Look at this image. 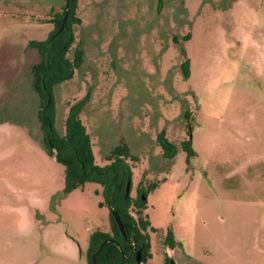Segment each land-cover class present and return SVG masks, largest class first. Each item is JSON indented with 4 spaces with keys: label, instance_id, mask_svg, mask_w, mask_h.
Listing matches in <instances>:
<instances>
[{
    "label": "rangeland",
    "instance_id": "1",
    "mask_svg": "<svg viewBox=\"0 0 264 264\" xmlns=\"http://www.w3.org/2000/svg\"><path fill=\"white\" fill-rule=\"evenodd\" d=\"M62 2L0 0V264H88L89 233L110 232L100 184L65 192L62 164L40 143L31 42L53 30ZM78 14L70 51L81 44L84 59L54 87V128L67 101L88 96L97 162L120 138L141 154L131 195L141 178L158 181L139 207L143 264H162L166 248L177 264H264V0H79ZM166 118L191 140L172 163L158 146L146 155ZM169 229L180 244L157 240Z\"/></svg>",
    "mask_w": 264,
    "mask_h": 264
},
{
    "label": "trees",
    "instance_id": "2",
    "mask_svg": "<svg viewBox=\"0 0 264 264\" xmlns=\"http://www.w3.org/2000/svg\"><path fill=\"white\" fill-rule=\"evenodd\" d=\"M78 6L79 0H63L61 8L53 11L51 18L47 19L53 22V30L45 39L31 42L39 55L38 60L31 65V72L33 88L40 98L36 115L38 126L42 131V136L39 137L40 143L50 155L54 153L48 139L55 147V158L63 166V190L65 192L83 186L86 182H96L101 186L104 203L108 206L110 232L95 229L89 233L88 264H92L91 253L97 248L100 241L106 237H112L113 240L106 241L103 248L96 254V260L99 264H127L134 261L128 257H123V253L127 252L124 246L125 239L115 222L110 207H115L119 212L126 238H130L141 248L143 254L140 260H145L147 256L151 255L150 236L147 231L149 221L141 216L139 207L143 205L144 199H140L139 196L145 195L148 190L154 188L158 181L151 182L150 185L144 188L145 190H141L139 187H141L142 180H140L141 184L137 187L136 195H131L132 170L142 160L141 154L126 140L120 138L102 154L105 162H97L91 148L90 132L87 130V125L81 116L87 106L88 96L71 102L67 101L66 106L68 108L62 119V129L58 131L54 128L53 123L56 117L53 97L54 87L71 78L74 70L79 67L84 59V50L80 45L70 51L75 39V25L81 23ZM66 8H68V15L64 26L59 32H56ZM182 65L186 69L187 59L184 60ZM186 71H188V67ZM153 115L152 113L149 114V125L151 126L153 119H150L153 118ZM184 115L187 116L184 131L185 135H189L192 126L189 110H185ZM170 121L177 122L173 118H170ZM168 122L169 118H166L165 126L159 127V130L157 128L158 131L150 128V133H153L154 136L149 144L151 148L148 147L149 150H146V155L148 156L149 152L153 154L151 150L158 146L161 148V156L172 163L178 149L183 148L188 153H192V148L189 137L184 136L181 139L178 137L179 134L174 133L173 128L169 131ZM177 138L179 145L175 143ZM153 140H155L154 144H152ZM168 165L170 167V164ZM127 184H129L128 192H126ZM152 229L155 228L152 227ZM162 242L171 247L177 243L180 244V241L174 238L170 229ZM165 256L162 264H177L167 253Z\"/></svg>",
    "mask_w": 264,
    "mask_h": 264
},
{
    "label": "water",
    "instance_id": "3",
    "mask_svg": "<svg viewBox=\"0 0 264 264\" xmlns=\"http://www.w3.org/2000/svg\"><path fill=\"white\" fill-rule=\"evenodd\" d=\"M67 15H68V8H66L65 13H64L62 20H61V24L58 27L56 32H59L63 28ZM48 100H49V98H48ZM48 142H49L50 147L53 150V153H54L53 156L55 157L56 149L53 146L50 139H48ZM128 188H129V184H127L126 192H128ZM142 198L145 199V195H143ZM110 211H111V213L115 219L116 224L118 225L120 231L122 232L123 236L126 237V232L124 230L123 221H122V218H121L119 212L115 209V207H110ZM108 240H113V239L110 237H106V238L102 239L100 241V243L98 244L97 248L91 253L90 258H91L92 264H99L98 261L96 260V254L103 248L104 243Z\"/></svg>",
    "mask_w": 264,
    "mask_h": 264
},
{
    "label": "flooded vegetation",
    "instance_id": "4",
    "mask_svg": "<svg viewBox=\"0 0 264 264\" xmlns=\"http://www.w3.org/2000/svg\"><path fill=\"white\" fill-rule=\"evenodd\" d=\"M82 22V21H81ZM78 24H81V23H78ZM81 47L82 45L79 44ZM151 120V119H150ZM142 180V178H141ZM141 183L138 184V186L140 185ZM144 185V184H143ZM137 186V187H138ZM141 187L139 188H145L146 185L142 186V184L140 185ZM136 193H137V188H136ZM142 193V192H141ZM124 226V225H123ZM150 236V235H149ZM124 237V236H123ZM112 238V237H110ZM157 240H160V243L163 245L164 243L162 242V237H158L156 236ZM113 239V238H112ZM125 239V249L127 252L123 253V257L124 258H129V259H133L134 261L132 262H129L127 264H143L145 262V260H140L141 256H142V250L141 248H139V246H137V244L131 240L130 238H126L124 237ZM150 249H151V238H150ZM151 252V251H150Z\"/></svg>",
    "mask_w": 264,
    "mask_h": 264
},
{
    "label": "crops",
    "instance_id": "5",
    "mask_svg": "<svg viewBox=\"0 0 264 264\" xmlns=\"http://www.w3.org/2000/svg\"><path fill=\"white\" fill-rule=\"evenodd\" d=\"M165 245H166V244H165ZM165 251H166V253L168 252V251H167V248H166V250H165Z\"/></svg>",
    "mask_w": 264,
    "mask_h": 264
}]
</instances>
